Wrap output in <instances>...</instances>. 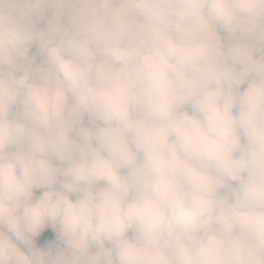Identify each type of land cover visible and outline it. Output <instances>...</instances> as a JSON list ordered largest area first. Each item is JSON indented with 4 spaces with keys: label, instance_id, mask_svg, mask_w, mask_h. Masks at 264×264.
<instances>
[{
    "label": "clouds",
    "instance_id": "obj_1",
    "mask_svg": "<svg viewBox=\"0 0 264 264\" xmlns=\"http://www.w3.org/2000/svg\"><path fill=\"white\" fill-rule=\"evenodd\" d=\"M0 264H264V0H0Z\"/></svg>",
    "mask_w": 264,
    "mask_h": 264
},
{
    "label": "rangeland",
    "instance_id": "obj_2",
    "mask_svg": "<svg viewBox=\"0 0 264 264\" xmlns=\"http://www.w3.org/2000/svg\"><path fill=\"white\" fill-rule=\"evenodd\" d=\"M44 239H53L54 240V236L50 233V232H46L43 237L39 238L38 242L43 241Z\"/></svg>",
    "mask_w": 264,
    "mask_h": 264
}]
</instances>
